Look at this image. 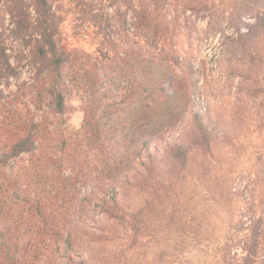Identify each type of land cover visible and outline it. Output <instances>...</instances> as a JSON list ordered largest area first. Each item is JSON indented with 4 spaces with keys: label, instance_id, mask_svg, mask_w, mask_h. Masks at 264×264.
Listing matches in <instances>:
<instances>
[{
    "label": "rangeland",
    "instance_id": "374dc122",
    "mask_svg": "<svg viewBox=\"0 0 264 264\" xmlns=\"http://www.w3.org/2000/svg\"><path fill=\"white\" fill-rule=\"evenodd\" d=\"M50 3L0 0V262L264 264V0Z\"/></svg>",
    "mask_w": 264,
    "mask_h": 264
},
{
    "label": "trees",
    "instance_id": "16d2710c",
    "mask_svg": "<svg viewBox=\"0 0 264 264\" xmlns=\"http://www.w3.org/2000/svg\"><path fill=\"white\" fill-rule=\"evenodd\" d=\"M32 6L36 10V12L39 14V16L44 17L45 20L49 19L51 15H53L52 8H51L52 5L50 3V0H32ZM43 43L46 44V46H48L49 51H46L44 46L38 44L37 52L39 53V55L42 57V56H45L48 52L52 57L53 63L56 66H60L65 61V59L64 57H62V55L58 54L54 39L49 37L48 39H44ZM58 98H59V106L60 108H62L63 97L61 94H59ZM178 154L180 157H183L185 155L184 149L183 148L178 149ZM0 250L3 253L7 252L8 245L6 243H1ZM229 252L231 253L232 250L230 249ZM9 259H10L9 256L6 257L4 261L2 260L0 262V264H4V262L6 260L8 261ZM82 264H86V262L82 261Z\"/></svg>",
    "mask_w": 264,
    "mask_h": 264
}]
</instances>
